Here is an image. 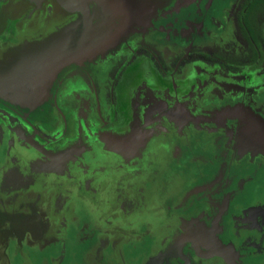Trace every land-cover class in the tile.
I'll use <instances>...</instances> for the list:
<instances>
[{"label": "flooded vegetation", "instance_id": "1", "mask_svg": "<svg viewBox=\"0 0 264 264\" xmlns=\"http://www.w3.org/2000/svg\"><path fill=\"white\" fill-rule=\"evenodd\" d=\"M106 1L99 21L151 24L64 69L45 110L0 99V264H264V160L222 119L264 117V0ZM69 11L0 0V59L81 19ZM147 106L179 117L137 155L111 151Z\"/></svg>", "mask_w": 264, "mask_h": 264}, {"label": "water", "instance_id": "2", "mask_svg": "<svg viewBox=\"0 0 264 264\" xmlns=\"http://www.w3.org/2000/svg\"><path fill=\"white\" fill-rule=\"evenodd\" d=\"M57 1L64 9L81 12L85 20L92 18L93 24L90 26L85 22L82 34L80 33L79 35H76L73 29L74 26L71 23L65 24L59 29L50 32L47 37L40 36L31 43H26L22 48L13 50L1 58L0 94H4L6 91L9 92L10 86L12 84L17 85L19 81L25 84V81L31 79L27 83L36 86L41 82L42 76L53 78L63 67L72 63L82 62L92 52L93 48H95L94 51L100 50L99 44L108 38V29L100 28V24L103 21H99V19L102 18L101 16L107 17L109 14L115 13L118 6L116 7V5L106 0ZM92 2L98 4L99 9L97 11L89 10L88 5ZM39 38H41V43ZM85 40L87 42L93 40L94 43L97 41V44L93 45V48L84 49L81 46L84 45ZM112 42L110 41L108 47ZM228 112L230 115L227 113L222 119L226 127H229V136L235 139L236 148L239 151L263 158L264 160L263 119L250 114L253 113L251 111L236 112L234 110ZM169 115H175V118L179 117L177 113H170ZM176 120L180 119L177 118ZM227 123L232 124L228 126ZM142 128L146 129L145 127ZM149 138L147 133L141 132L140 134L128 135L124 139H118V141H109L107 142V146L111 151L131 157L139 153L138 148L143 149L145 147Z\"/></svg>", "mask_w": 264, "mask_h": 264}, {"label": "rangeland", "instance_id": "3", "mask_svg": "<svg viewBox=\"0 0 264 264\" xmlns=\"http://www.w3.org/2000/svg\"><path fill=\"white\" fill-rule=\"evenodd\" d=\"M66 11L70 12L68 9H66ZM74 12L81 14V19L78 22L71 23L72 26H74L73 29H76V26H78V23L80 25V24H85V22H87L90 26L93 24L92 18H89V20H85V18L81 12H79V11L78 12L74 11ZM189 15L190 14L187 13L186 11H182L180 13L179 10H177V11L172 12L170 14V16L164 20L165 22L160 21L158 23H156V22H154V23L161 25V23L166 24L169 21L176 22L177 19H181V23H182L184 21L185 17L188 18ZM74 17H75V15H74ZM126 18H122L118 23L116 22L117 23L116 24V23L107 21L108 20V17H107L106 18L107 20L106 21L104 20L103 23L100 24V28L108 29L107 30V32H109V34H107L108 38L105 39L101 44H99L100 50H98V51H94L95 48L92 47L93 45L97 44L96 43L97 41L94 43L93 40L91 42H87L85 40L84 45H82L81 47L84 49H87V48H93V49H92V52L89 53L82 60V62L72 63V64H69V65L63 67L62 69H60L56 73V75L53 78L42 76L41 82L38 83L36 86H34V84L27 83L31 79L28 81H25V84H23V82H21V81H19L17 85L12 84L10 86L9 92L6 91V92H4V94H0V99L5 101L9 105L15 107L16 109H19L21 111H27L29 113H33V112H37L39 110L47 109L50 106V102L52 100V95H51L52 94V88L55 85L56 81L60 77L61 72L64 69H66L67 67H69L71 65H82L84 63L86 64L90 61L97 59L101 55L107 54V52H109V50H111V48L108 47V44L110 43V41L115 40L116 42H119L120 39L123 38V42H124L129 36H132V35H136L137 37H140L141 32L139 31V28L144 27L143 25L151 24V21L146 20V18H140L139 17L138 23H136L138 25V30H137V28H135L136 25L133 24L134 18H131V19H130V17H128L127 19ZM130 20H131V23L129 22ZM176 24H180V23L177 21ZM118 26H123L121 28H129V27L130 28H129L128 32L122 31V33L119 34V33H117V30H116V32H114L115 31L114 28H116ZM76 34L79 35L78 33H76ZM158 34L160 35V33H158ZM75 38H77V37H75ZM39 40L41 43V38H39ZM48 46H46V47L48 48ZM104 47H106V48H104ZM42 48H45V47H42ZM124 72H126L125 68L122 69L121 74ZM129 74H127V75H129ZM117 79H118V76L116 77V80ZM116 80L114 79V81L116 82V84H115V86H116L115 95L117 94V98L119 100L118 103L121 101V104L123 103L122 105H126L128 102V99H129V94L131 92L130 90L132 89V85H128V82L127 83L124 81L122 82V80H117V81ZM58 81H57V83H58ZM69 83H71V86H75L74 81H70ZM120 85H121V87H120ZM120 88H121V90L118 91V89H120ZM103 102H104V99L101 96L102 109L104 108ZM167 114L168 113H164V107H148L147 106L145 108V110L143 111V113L141 114V116L139 118H137V120L135 121L130 135H134V134H138V133L140 134L141 132H145L148 134V136L150 138L156 139V137H158L159 135H163V133L165 131L164 130L165 122L168 121V123H172V121H174L173 116L172 115L165 116ZM250 114H252L256 117L258 116L261 119H263V121H264V117L259 116L255 113H250ZM165 117L167 118V120ZM176 121H178L179 124L182 126L183 123L181 121H179V120H176ZM142 127H145L146 129H143ZM124 138L125 137H123V139ZM112 141H114V140H112ZM116 141H118V140H116ZM138 151H140V148H138Z\"/></svg>", "mask_w": 264, "mask_h": 264}]
</instances>
